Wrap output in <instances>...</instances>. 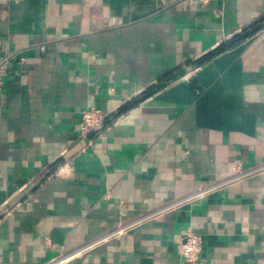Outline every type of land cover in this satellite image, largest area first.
I'll list each match as a JSON object with an SVG mask.
<instances>
[{
  "label": "crops",
  "instance_id": "1",
  "mask_svg": "<svg viewBox=\"0 0 264 264\" xmlns=\"http://www.w3.org/2000/svg\"><path fill=\"white\" fill-rule=\"evenodd\" d=\"M263 19L264 0H0V264H189V227L200 264H264V172L148 217L264 163ZM91 105L111 115L85 135Z\"/></svg>",
  "mask_w": 264,
  "mask_h": 264
},
{
  "label": "built area",
  "instance_id": "2",
  "mask_svg": "<svg viewBox=\"0 0 264 264\" xmlns=\"http://www.w3.org/2000/svg\"><path fill=\"white\" fill-rule=\"evenodd\" d=\"M203 3H207L209 0H201ZM24 61V59H22ZM3 90V77H2V69L0 66V93ZM111 113L104 111L102 108L96 106V105H91L88 106L81 111V118H80V125L82 129V133L87 135L89 133H97L101 131V129L105 126V123L107 119L110 117ZM237 171H239V174L230 177L226 179L223 182L220 183H212L208 185H203L200 187L198 190L195 192L187 195L184 198L178 199L174 203H171L169 205H166L164 207H161L158 211L153 212L150 214L148 217L152 218L156 216L159 213H162L168 209H171L173 207L179 206L186 204L188 202H191L197 198L203 197L212 191L218 190L220 188H223L226 185L232 184L235 181L244 178V177H249L253 174L261 173L264 172V163L255 167L254 169H251L249 171L242 172L240 164L237 165ZM122 230L118 231L121 232ZM92 245V244H91ZM89 246H85L82 249H80V252L83 250H86L89 248ZM178 249L181 255L184 257V259L189 263V264H200V254L202 250V239L200 235L195 233L191 227L187 228L183 234L178 239ZM61 259H53L50 264H58V262Z\"/></svg>",
  "mask_w": 264,
  "mask_h": 264
},
{
  "label": "trees",
  "instance_id": "3",
  "mask_svg": "<svg viewBox=\"0 0 264 264\" xmlns=\"http://www.w3.org/2000/svg\"><path fill=\"white\" fill-rule=\"evenodd\" d=\"M264 23V19L261 21V23H259L258 25H256L254 27V31L258 30ZM243 38L241 36H236L226 42H224L223 44H221L217 49H215L214 51H212L211 53H209L207 56H205L202 61L208 60L209 58H211L212 56H215L227 49H230L231 47L237 45ZM148 94H145V96ZM144 97V96H143ZM126 108V107H125Z\"/></svg>",
  "mask_w": 264,
  "mask_h": 264
}]
</instances>
